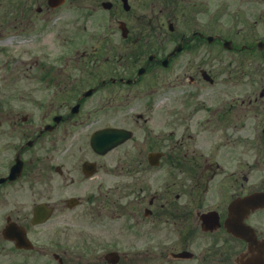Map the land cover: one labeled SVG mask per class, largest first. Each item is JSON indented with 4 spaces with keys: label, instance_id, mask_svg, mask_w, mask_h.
Segmentation results:
<instances>
[{
    "label": "flooded vegetation",
    "instance_id": "obj_1",
    "mask_svg": "<svg viewBox=\"0 0 264 264\" xmlns=\"http://www.w3.org/2000/svg\"><path fill=\"white\" fill-rule=\"evenodd\" d=\"M255 259L264 0H0V264Z\"/></svg>",
    "mask_w": 264,
    "mask_h": 264
},
{
    "label": "rangeland",
    "instance_id": "obj_2",
    "mask_svg": "<svg viewBox=\"0 0 264 264\" xmlns=\"http://www.w3.org/2000/svg\"><path fill=\"white\" fill-rule=\"evenodd\" d=\"M61 51H63V46L60 45L59 41L54 39V36H52L51 33H48L46 35V56H48L50 53L55 54L60 53Z\"/></svg>",
    "mask_w": 264,
    "mask_h": 264
}]
</instances>
